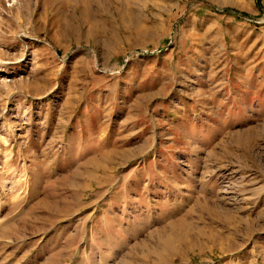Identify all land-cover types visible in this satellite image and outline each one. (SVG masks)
<instances>
[{
    "label": "rangeland",
    "instance_id": "374dc122",
    "mask_svg": "<svg viewBox=\"0 0 264 264\" xmlns=\"http://www.w3.org/2000/svg\"><path fill=\"white\" fill-rule=\"evenodd\" d=\"M0 264H264V0H0Z\"/></svg>",
    "mask_w": 264,
    "mask_h": 264
},
{
    "label": "bare ground",
    "instance_id": "6f19581e",
    "mask_svg": "<svg viewBox=\"0 0 264 264\" xmlns=\"http://www.w3.org/2000/svg\"><path fill=\"white\" fill-rule=\"evenodd\" d=\"M172 240V239H171Z\"/></svg>",
    "mask_w": 264,
    "mask_h": 264
}]
</instances>
